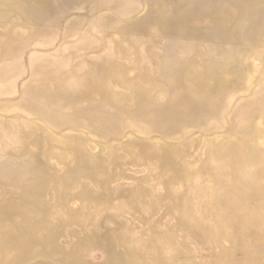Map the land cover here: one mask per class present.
<instances>
[{
	"label": "rangeland",
	"instance_id": "rangeland-1",
	"mask_svg": "<svg viewBox=\"0 0 264 264\" xmlns=\"http://www.w3.org/2000/svg\"><path fill=\"white\" fill-rule=\"evenodd\" d=\"M0 264H264V0H0Z\"/></svg>",
	"mask_w": 264,
	"mask_h": 264
}]
</instances>
